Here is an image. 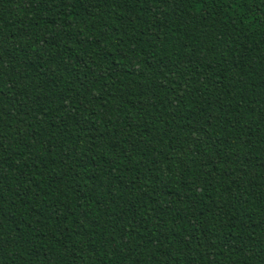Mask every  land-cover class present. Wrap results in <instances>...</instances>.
Wrapping results in <instances>:
<instances>
[{"label":"trees","instance_id":"obj_1","mask_svg":"<svg viewBox=\"0 0 264 264\" xmlns=\"http://www.w3.org/2000/svg\"><path fill=\"white\" fill-rule=\"evenodd\" d=\"M0 264H264V0H0Z\"/></svg>","mask_w":264,"mask_h":264}]
</instances>
